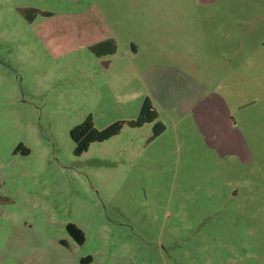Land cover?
<instances>
[{
	"label": "rangeland",
	"instance_id": "rangeland-1",
	"mask_svg": "<svg viewBox=\"0 0 264 264\" xmlns=\"http://www.w3.org/2000/svg\"><path fill=\"white\" fill-rule=\"evenodd\" d=\"M0 264H264V0H0Z\"/></svg>",
	"mask_w": 264,
	"mask_h": 264
},
{
	"label": "trees",
	"instance_id": "trees-1",
	"mask_svg": "<svg viewBox=\"0 0 264 264\" xmlns=\"http://www.w3.org/2000/svg\"><path fill=\"white\" fill-rule=\"evenodd\" d=\"M19 12L30 23H32L39 15H51L50 12L35 7L19 8ZM117 49L118 45L114 38L103 40L90 46V51L98 57L113 55L117 52ZM145 124H153V134L150 140L156 139L166 130V125L160 120V113L149 96L144 99L138 117L133 120H118L104 129H98L95 126L94 117L89 115L82 123L76 125L70 131L71 138L75 142L74 154L77 156L82 155L84 152L88 151L92 143L102 142L118 135L124 125L137 128L142 127ZM17 152L29 154L30 150L20 144L15 149V153ZM67 231L79 244L85 242L84 231L75 223H68ZM91 261V256L82 260L84 263Z\"/></svg>",
	"mask_w": 264,
	"mask_h": 264
},
{
	"label": "crops",
	"instance_id": "crops-1",
	"mask_svg": "<svg viewBox=\"0 0 264 264\" xmlns=\"http://www.w3.org/2000/svg\"><path fill=\"white\" fill-rule=\"evenodd\" d=\"M108 39H110V38H108ZM105 40H107V39H105ZM103 41V40H102ZM98 42H100V41H98ZM98 42H96V43H98ZM95 44V43H94Z\"/></svg>",
	"mask_w": 264,
	"mask_h": 264
}]
</instances>
